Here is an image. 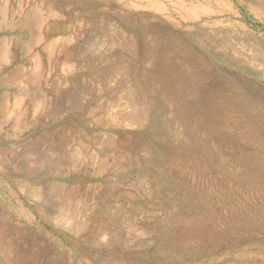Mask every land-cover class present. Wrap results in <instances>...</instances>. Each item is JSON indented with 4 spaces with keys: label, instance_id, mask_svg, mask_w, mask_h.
<instances>
[{
    "label": "rangeland",
    "instance_id": "rangeland-1",
    "mask_svg": "<svg viewBox=\"0 0 264 264\" xmlns=\"http://www.w3.org/2000/svg\"><path fill=\"white\" fill-rule=\"evenodd\" d=\"M3 50L0 264H264V0H0Z\"/></svg>",
    "mask_w": 264,
    "mask_h": 264
},
{
    "label": "bare ground",
    "instance_id": "bare-ground-1",
    "mask_svg": "<svg viewBox=\"0 0 264 264\" xmlns=\"http://www.w3.org/2000/svg\"><path fill=\"white\" fill-rule=\"evenodd\" d=\"M37 8V7H36ZM38 9V8H37ZM39 14V13H38ZM51 14V13H50ZM39 16V15H38ZM34 19V18H33ZM42 19V18H41ZM29 21H31V20H29ZM38 21V20H37ZM41 22V21H40ZM39 22V23H40ZM33 23V25H34V20L31 22V24ZM38 23V22H37ZM40 25V24H39ZM33 29V28H32ZM37 30H38V28H37ZM39 31V30H38ZM40 32V31H39ZM35 34V33H34ZM38 34V33H37ZM39 39H41L40 37H39ZM42 40V39H41ZM43 42H44V40H43ZM39 43H41V42H39ZM45 43V42H44ZM43 43V44H44ZM40 55V54H39ZM0 57L2 58V59H5V58H7L8 56H7V51L6 50H3L2 52H1V54H0ZM9 61V59H6V61ZM38 71V70H37ZM37 73V72H36ZM39 73V72H38ZM12 76V75H11ZM40 77H39V75H37V74H35L34 75V77H33V80H35V81H37L38 79H39ZM20 101V100H19ZM135 101V100H134ZM21 102H22V100H21ZM44 102V101H43ZM40 103V102H39ZM7 108V107H6ZM40 108V107H39ZM135 110V109H134ZM113 113V112H112ZM117 114V113H116ZM18 118V117H17ZM20 188H23V187H20ZM27 189V188H26ZM27 193H28V191H27ZM35 193V192H34ZM71 193V192H70ZM30 194V193H29ZM73 194V193H72ZM66 199V198H65ZM69 199H67V201H68ZM72 208V207H71ZM66 209V208H65ZM74 209H75V207H74ZM70 210V209H69ZM68 210V211H69ZM77 211H79V210H77ZM76 211V212H77ZM81 212V211H80ZM68 213V212H67ZM74 213V212H73ZM81 214V213H80ZM85 215V214H84ZM78 216H80V215H78ZM86 216V215H85ZM83 217V216H82ZM87 217V216H86ZM68 218V217H67ZM66 218V219H67ZM70 218V217H69ZM74 218H76V217H74ZM81 218V217H80ZM72 219V218H71ZM85 225V224H84ZM81 228H82V226H81ZM82 230H84L83 228H82ZM87 229L85 228V231H86ZM84 231V232H85ZM90 231V230H89ZM13 233V232H12Z\"/></svg>",
    "mask_w": 264,
    "mask_h": 264
}]
</instances>
